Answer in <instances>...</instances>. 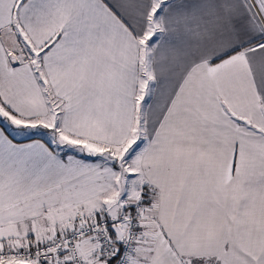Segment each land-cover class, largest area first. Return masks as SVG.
<instances>
[{"label":"snow or ice","instance_id":"snow-or-ice-1","mask_svg":"<svg viewBox=\"0 0 264 264\" xmlns=\"http://www.w3.org/2000/svg\"><path fill=\"white\" fill-rule=\"evenodd\" d=\"M0 264H264V0H0Z\"/></svg>","mask_w":264,"mask_h":264}]
</instances>
